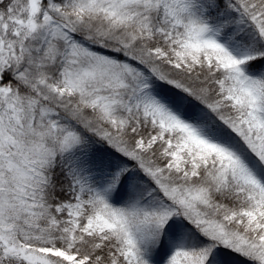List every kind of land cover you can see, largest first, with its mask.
<instances>
[{
  "label": "snow or ice",
  "instance_id": "6c2138e0",
  "mask_svg": "<svg viewBox=\"0 0 264 264\" xmlns=\"http://www.w3.org/2000/svg\"><path fill=\"white\" fill-rule=\"evenodd\" d=\"M0 264H264V0H0Z\"/></svg>",
  "mask_w": 264,
  "mask_h": 264
}]
</instances>
